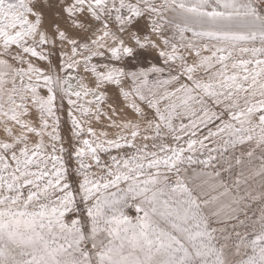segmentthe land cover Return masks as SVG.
Here are the masks:
<instances>
[{"label":"snow or ice","instance_id":"snow-or-ice-1","mask_svg":"<svg viewBox=\"0 0 264 264\" xmlns=\"http://www.w3.org/2000/svg\"><path fill=\"white\" fill-rule=\"evenodd\" d=\"M0 264H264V0H0Z\"/></svg>","mask_w":264,"mask_h":264}]
</instances>
